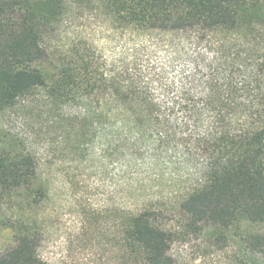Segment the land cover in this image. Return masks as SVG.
I'll list each match as a JSON object with an SVG mask.
<instances>
[{"label": "trees", "instance_id": "1", "mask_svg": "<svg viewBox=\"0 0 264 264\" xmlns=\"http://www.w3.org/2000/svg\"><path fill=\"white\" fill-rule=\"evenodd\" d=\"M70 1L0 0V114L42 93L53 131L57 114L82 142L92 133L131 198L156 191L126 212L127 264H174L169 212L218 236L264 223V0H85L141 43L164 36L110 61L83 39L56 46ZM47 196L34 154L0 133V208L30 212ZM24 215L0 216L12 234L0 264H48Z\"/></svg>", "mask_w": 264, "mask_h": 264}, {"label": "rangeland", "instance_id": "2", "mask_svg": "<svg viewBox=\"0 0 264 264\" xmlns=\"http://www.w3.org/2000/svg\"><path fill=\"white\" fill-rule=\"evenodd\" d=\"M89 2H69L53 36L56 46L83 39L110 61L127 56L138 46L145 54V47L153 49L164 40V36L152 34L141 43L144 36L114 30L97 4ZM152 59V64H159L163 57L156 53ZM48 103L41 93L0 114V133L34 154L38 175L48 186V196L35 209L22 213L13 202L0 208V216L13 219L25 214L36 223L41 233L38 252L48 264H127L121 242L126 212L133 201L157 198L156 191L147 189L131 198L123 168L101 154V145L92 133L82 142L76 130L65 131L57 114L52 130ZM62 110L74 116L77 108L70 105ZM172 199L164 198L167 204ZM163 217L175 232L170 248L174 264H264L260 242L264 223L241 224L218 236L210 227H184L179 214L169 212ZM11 235L0 226V252L11 244Z\"/></svg>", "mask_w": 264, "mask_h": 264}]
</instances>
